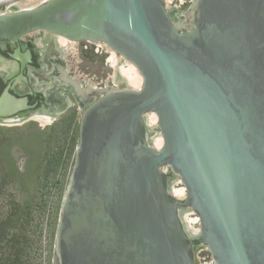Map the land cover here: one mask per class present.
I'll use <instances>...</instances> for the list:
<instances>
[{
    "label": "water",
    "instance_id": "1",
    "mask_svg": "<svg viewBox=\"0 0 264 264\" xmlns=\"http://www.w3.org/2000/svg\"><path fill=\"white\" fill-rule=\"evenodd\" d=\"M36 32L105 45L144 81L79 83L52 264H201V250L211 264H264V0H193L186 12L166 0H44L0 12V43ZM29 109L0 95L2 121Z\"/></svg>",
    "mask_w": 264,
    "mask_h": 264
},
{
    "label": "rangeland",
    "instance_id": "2",
    "mask_svg": "<svg viewBox=\"0 0 264 264\" xmlns=\"http://www.w3.org/2000/svg\"><path fill=\"white\" fill-rule=\"evenodd\" d=\"M183 1H186L184 6H181L180 0H166V3L168 9L179 8L186 12L193 0ZM10 4L9 2L0 4V11L10 8ZM85 45L87 44H82L80 50L77 46L75 49L67 50L73 76L86 86L93 85L98 88L115 86L116 78L121 76L113 62H107V58L111 57L109 48L102 45L96 52V46L88 45V49H85ZM124 64L126 63L123 62L122 66ZM119 80L120 84H124L121 79ZM80 116L78 115L77 119ZM148 118L149 116L147 122L150 125ZM67 120L68 118H63L54 125L42 122L20 124L4 122L5 124L0 126V147L5 144L11 145L12 154L20 161V167L23 165L20 158L28 152L26 146L31 140L26 143L27 135H39L42 141V149H39V152L41 151L40 156L43 158V164L40 163L38 166L37 177L30 178L33 179L31 181L15 179L8 174L7 166L0 161V264H52L60 210L80 136V125L76 122L68 129ZM150 133L155 134L152 139L154 143L160 134L155 127H150ZM172 187H183L179 178ZM15 205L18 206L17 211L14 210ZM28 208L32 210L31 217H27L25 223L16 224L15 215H21ZM190 217L196 218L195 215ZM193 226L196 230L200 229L199 222ZM11 233L17 235L19 244L17 249L12 248ZM22 236L28 240L23 246L20 245ZM198 258L202 264H211L213 261L207 250L199 251Z\"/></svg>",
    "mask_w": 264,
    "mask_h": 264
},
{
    "label": "flooded vegetation",
    "instance_id": "3",
    "mask_svg": "<svg viewBox=\"0 0 264 264\" xmlns=\"http://www.w3.org/2000/svg\"><path fill=\"white\" fill-rule=\"evenodd\" d=\"M84 43L86 42H78L77 49L80 50ZM91 46L95 47L96 44L91 43ZM68 58L69 53H63L58 44L52 39L47 40L41 32L26 35L16 44L0 43V71L2 72H0V95L8 91L17 98L27 99L28 106L31 107L28 111L18 113L9 120L22 118V116H37L38 112L43 111L45 116L38 117H51L53 121L49 123L50 125L60 122L63 118H68L66 122L68 129L76 122L80 125L81 116L77 119L78 115H82L77 99L79 95L77 88L80 84L73 76L74 72L69 66ZM107 62L109 63V58ZM82 86L85 85L82 84ZM27 122L41 121L32 119ZM2 124L5 123L0 120V126ZM25 139H27L26 143L31 140L28 145L26 144L28 152L20 158L22 167H20V161L12 154L11 145L5 144L0 147V161L7 166L8 174L17 180L22 178L24 181L37 177L38 166L40 163L43 164L41 151L39 152V149H42L39 135L30 134ZM14 210L17 211L18 206ZM31 211V208H28L21 215L16 214L15 223H25L27 217H31ZM10 239L12 248L17 249L19 247L17 235L11 233ZM27 242L28 240L22 236L20 245H26Z\"/></svg>",
    "mask_w": 264,
    "mask_h": 264
},
{
    "label": "bare ground",
    "instance_id": "4",
    "mask_svg": "<svg viewBox=\"0 0 264 264\" xmlns=\"http://www.w3.org/2000/svg\"><path fill=\"white\" fill-rule=\"evenodd\" d=\"M16 1L17 0H0V4L9 2V3H11L10 4L11 6L9 5L10 8H8V9H10V10H18V9L29 8L30 6H33V5H37V4L41 3V2H43L44 0H20V1H17V2ZM167 1H170V0H167ZM38 33H40V32H38ZM44 35H45V38L47 40L48 39H52V41H54L56 44H58L59 48L62 50L63 53H68L67 50L74 49V47H76V45L78 44V42L70 41V40H68V39H66L64 37L51 36V35H48L46 33H44ZM98 45L102 46V44H98ZM109 51L111 53V57L109 58V62H113V65H115L116 68H117V73L120 74V76H121V78H119V77L116 78L115 77L116 80H117V81L114 80V81H116V84H118L119 81H120L119 79H121L123 81V83L126 84L125 86L131 87L132 89H134L137 86L138 89H140L141 86L143 85L144 81H143V77L140 74L139 70L132 63L124 61V59L119 57L115 51H112L110 48H109ZM123 62L126 63V64H124V66H122ZM57 73H58V71H57ZM64 73H65V71H64ZM76 80H77L78 83H80V81L78 79H76ZM88 86L91 89L98 88L97 86H93V85H88ZM60 114L61 113H59V115ZM148 116H149L148 119L150 121L149 123L151 125V126L149 125V127H152V128L156 127L157 124H158V117L155 114H150ZM32 117H33L34 120L41 121L44 124H49L51 121H53L51 117H35V116H32ZM56 118L57 117H55V119ZM25 120L26 119H24V118H18V119H15V120H9V121H4V122L10 123V124H20V123H22ZM152 145L156 149H161L163 147V145H164L163 137L162 136H158L155 139L154 143H152ZM171 191H172L173 195L175 197H177L178 199H184L185 196H186L185 187H182V188L172 187ZM190 216L188 214V215H185L183 217L184 223H185L187 229L193 235H196L199 232V230H196L194 228L193 224L198 223L199 222V218L198 217L191 218Z\"/></svg>",
    "mask_w": 264,
    "mask_h": 264
},
{
    "label": "built area",
    "instance_id": "5",
    "mask_svg": "<svg viewBox=\"0 0 264 264\" xmlns=\"http://www.w3.org/2000/svg\"><path fill=\"white\" fill-rule=\"evenodd\" d=\"M180 2H181V6H184V4L186 3V1L184 2L183 0H180ZM86 44H87V45H85V49H88V45L91 46V43L86 42ZM96 47H97L96 52H98L99 49H100L102 46H99L98 44H96Z\"/></svg>",
    "mask_w": 264,
    "mask_h": 264
}]
</instances>
